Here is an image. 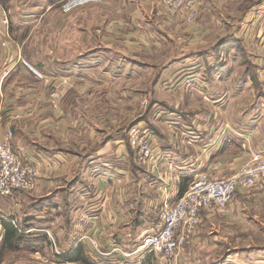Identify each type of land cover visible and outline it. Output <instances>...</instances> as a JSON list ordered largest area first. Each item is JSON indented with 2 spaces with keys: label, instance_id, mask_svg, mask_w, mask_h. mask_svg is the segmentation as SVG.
<instances>
[{
  "label": "crops",
  "instance_id": "1",
  "mask_svg": "<svg viewBox=\"0 0 264 264\" xmlns=\"http://www.w3.org/2000/svg\"><path fill=\"white\" fill-rule=\"evenodd\" d=\"M209 1L199 0V9ZM48 2L45 7L50 13L55 8H49ZM74 19L75 35L82 23L89 27L102 23L96 28L98 38H73L71 48L59 41L52 48L48 39L50 48L40 63L24 56L14 40L3 45L6 39L0 37V135L6 136L12 128V150L39 169L37 189L15 191L0 212L15 220L27 238L46 234L43 249L18 250L42 259L41 264H53L56 258L57 264H78L59 258L54 236L60 240L62 255L79 246L94 263L100 254L108 264L132 263L136 258L145 264L146 255L123 258L114 251L129 249L123 241L131 237L132 223L137 232L154 228L159 209L175 204L196 173L229 178L253 152L264 153V101H259L264 98V85L260 93L255 85L264 81V3L258 5L250 24L238 30L259 52L253 57L254 77L247 69L240 71L245 61L236 46L241 40L237 33L210 42L206 39L210 26H189L182 16L171 15L160 0H104L79 11ZM165 40L186 46V52L173 60L182 63L181 69H170L174 81L169 99L157 97L152 88L145 93L131 89L127 82L142 74L131 67L140 70L150 63L149 53L141 51L151 52ZM20 56L34 71L18 65ZM63 81L74 86L63 98L51 99L49 90ZM112 93L122 101L133 97L136 104L144 101L133 117V109H126L120 123L133 119V125L153 130L157 151L153 165L137 163L128 127L125 131L111 127L120 123L116 124L118 117L110 114L108 99L101 95L109 94L112 103ZM145 94L151 96L148 106ZM14 112H21V118L11 120ZM1 224L0 244L6 232ZM263 240L261 183L239 190L222 209L202 212L199 230L181 255L184 264H248L251 259V264H264Z\"/></svg>",
  "mask_w": 264,
  "mask_h": 264
},
{
  "label": "rangeland",
  "instance_id": "2",
  "mask_svg": "<svg viewBox=\"0 0 264 264\" xmlns=\"http://www.w3.org/2000/svg\"><path fill=\"white\" fill-rule=\"evenodd\" d=\"M1 1L8 10L11 18V26L9 31L10 40H14L20 45L24 56L29 55L35 57L37 60H39L37 61L39 63L41 61V57H44L47 54V50L48 48H50V45L53 48L59 41L64 45L66 44L67 48H71L70 44L73 43L72 42L73 38L80 37L83 41L98 38L96 28L102 27L101 25L102 23H98L97 26H92V27H89V23H82V29H80V32L75 35V30H73L74 27L73 24L76 22V19L73 20V18L79 11H83L85 9L91 8L93 5L96 4L97 5L101 4L103 3L104 0L101 3H90L83 6H78L70 11L63 10V5L66 2V0H52L50 4L48 0H1ZM47 2L49 4L48 5L49 8L51 7L55 8V10H53L50 13L49 11L47 12V7H45ZM261 3H264V0H210L209 2H207V4H204L202 10L199 9L196 20L192 24H188V25L192 26L195 23H201L202 25L210 26V32L206 36V39H209L210 42L215 41L218 43L225 34L226 35L230 34V36H234L237 33L238 38H240L241 40L239 39L240 41L237 42L236 46L238 48V51L242 55L243 60L245 61L244 65L242 64L243 67L240 68V71H244V69H247V73H249L252 77H254L257 73L256 71L257 63L253 60V57H257L259 55V52L257 50H254L256 48H254L249 41L244 40V36H243L244 34L243 33L241 34L238 30L243 26V24H247V23L250 24L252 15L254 14L255 10L258 8V5H260ZM48 39L51 40L50 45ZM184 42L186 43L187 41ZM17 43H15V46L19 48ZM185 48L186 46L184 45H179L177 47L168 40H165L159 48L155 47L153 50L151 48L150 49L151 52L140 50L141 53H149L148 61L150 63H148V66H146L145 68H141L140 70L135 69V67H131V71H141L142 74L135 72L138 73L137 77H133L130 81L127 82V84L131 83L130 85L131 89L132 88H134L133 90L141 89V91H144V93L150 90V88H152L155 91L157 97L159 98L166 97L169 99L167 92L168 89L173 85V81H174L170 77V69L173 68L181 69L180 65H182V63L180 61L175 62L173 60L177 55H180L182 53L184 54L186 52ZM188 51H192V50L189 49ZM20 58L23 57L20 56L19 59ZM18 65H20L19 61H18ZM159 71L163 72L161 73L163 74V77L161 76L160 81L156 83L155 79ZM40 78H44V77L41 76ZM240 80L245 81L242 77ZM127 84L122 83L121 85H127ZM241 84L242 86L246 85V83H241ZM255 85L258 87V91L260 93V91L262 90V86L264 85V81L258 80L257 82H255ZM73 86L74 84L71 81H70V87L64 86L63 88L64 95L66 94V91L71 89ZM244 90L247 92V89ZM112 94H113L111 95V97L113 98L112 103L109 102V94L101 95L102 97L101 99L103 98L108 99L110 114L118 117V122L116 124L120 123L121 121L120 116L122 115L123 112L124 113L126 112V109H130V110L133 109V111H131L130 113L131 114L130 117H133L138 108V105L143 104L144 102V101L141 102L142 100H140V103L136 104V99L134 97L127 101L126 100L122 101L119 94L117 93H112ZM153 94L154 93H152V96ZM145 95L147 96V97L145 96L147 101L146 104L144 105L148 106L150 104L151 96L148 94ZM49 96L52 99L51 89L49 90ZM156 96L154 95L153 97ZM3 98H6L5 94H3ZM0 101H2L1 96H0ZM259 101H264V98H260ZM4 106L10 107L9 105H5V103H2V107ZM7 111L9 112V110ZM20 113L21 112L10 113V115L12 114L10 116V119L12 116L14 117L15 114H20ZM128 123L129 125H127ZM128 123L124 122L123 125H121L120 123L119 125H114L111 127L114 129L117 126L120 130L125 131L126 127H128L129 129L133 125L134 123L133 119L130 120ZM111 127L108 126V128L110 129ZM198 174L199 173H196L194 175V179ZM36 193L37 194L35 193L34 194L41 196V191L39 192L36 191ZM55 224L58 225V223ZM133 224L134 223H132V226L134 228L132 229L131 237H128V239H124L123 241L124 242L123 244H125L124 246L129 248L128 250L135 249L136 245L138 244L139 231L137 232V229L135 227L136 225ZM54 240L55 243L57 244L56 245L57 248L60 251H62V249H60L59 247L60 246L59 238L54 236ZM69 240L70 239H67V242H69ZM135 256L136 255H133L131 257H135ZM102 257L103 256L99 254L98 259L95 260L97 261L96 263L108 264L105 263V261L106 260L108 261V259L107 258L106 260L101 259ZM149 257H150L149 261H151L152 259H156L153 255ZM136 259L132 261V263L141 264L142 262L141 258H139L140 260L138 259L136 260ZM42 261H43L42 259L37 260L36 258L32 257V255H30V253L28 252H24V251L16 252L13 250L7 251L4 249L1 251L0 249V264L2 263L41 264ZM45 262L48 261L45 260ZM52 262L53 264H57L59 261L56 258ZM157 262L158 260L156 261V263ZM250 262H252V259ZM250 262L247 263L251 264ZM77 263L83 264L80 262ZM132 263L126 262L125 264H132ZM262 263H264L263 260ZM42 264H47V263L43 262Z\"/></svg>",
  "mask_w": 264,
  "mask_h": 264
},
{
  "label": "built area",
  "instance_id": "3",
  "mask_svg": "<svg viewBox=\"0 0 264 264\" xmlns=\"http://www.w3.org/2000/svg\"><path fill=\"white\" fill-rule=\"evenodd\" d=\"M103 0H66L64 11L90 3H101ZM163 7L171 15L182 16L186 24H192L199 12V0H160ZM11 18L8 10L0 0V37L5 38L6 45L9 37ZM224 53L221 57H224ZM20 64L34 71L32 64L25 58H18ZM42 76L40 73H37ZM64 86L70 87L69 81L54 84L51 88L53 100L64 96ZM15 114L11 120L20 118ZM129 144L135 152V158L140 165H153L156 160V144L154 132L148 125L134 124L128 130ZM14 137L12 128L6 136L0 135V209H3L5 200L15 191H35L38 186L39 169L35 165L24 163L11 147L10 140ZM264 183V153L253 152L250 160L236 174L229 178L218 179L209 173L198 174L188 189L181 195L175 204L164 205L159 209V222L150 230H141L138 233V244L135 249L125 251L117 248L124 256L154 255L159 264H184L182 251L196 236L202 212L222 209L231 204L239 190L251 189ZM3 221H10L18 228L15 220L0 212V231ZM55 249H58L55 247ZM58 256L62 252L57 250Z\"/></svg>",
  "mask_w": 264,
  "mask_h": 264
},
{
  "label": "trees",
  "instance_id": "4",
  "mask_svg": "<svg viewBox=\"0 0 264 264\" xmlns=\"http://www.w3.org/2000/svg\"><path fill=\"white\" fill-rule=\"evenodd\" d=\"M3 224H4L6 232H5V237L2 240V243L0 244L1 251L3 249L7 251L8 250L18 251L20 249H25L27 251L35 252L39 249H43V246L48 241L46 234L44 235L41 234L39 236L27 238L26 235L19 232L18 229L10 221H3ZM20 245H22V247ZM59 258H61L64 261H68V262H80L83 264H97V263H94L85 254L83 248L79 246L76 247V249L68 250L65 253V255H62ZM149 258L150 257L146 259L145 264H158V262L156 263L157 259H152L151 261H149Z\"/></svg>",
  "mask_w": 264,
  "mask_h": 264
}]
</instances>
